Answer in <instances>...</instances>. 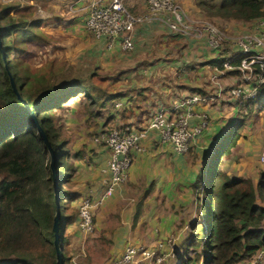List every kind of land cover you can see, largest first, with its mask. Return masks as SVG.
Returning <instances> with one entry per match:
<instances>
[{"label": "crops", "instance_id": "crops-1", "mask_svg": "<svg viewBox=\"0 0 264 264\" xmlns=\"http://www.w3.org/2000/svg\"><path fill=\"white\" fill-rule=\"evenodd\" d=\"M125 1L128 10L133 14L142 13L146 9L145 0ZM177 1L185 12L189 10L193 13V15L187 13L189 19L205 18L193 5V0ZM43 3L49 5H43L48 7V11L40 12V17L46 19L43 22L45 31L46 29L55 31L53 27L80 25L88 1L43 0ZM254 21L255 19L247 22L229 20L226 21L224 30L228 38H233L252 30ZM132 33L133 42H136L133 44V50H137L133 55L136 59L139 56L138 65L134 69H127L126 74L131 72V75H127L128 78H124L122 84V78L120 80L123 89L118 88V91L124 94L117 99L119 105L117 106L115 102L114 108L108 107L105 111L103 108L94 109L96 114L91 117L94 122L98 121L96 118L100 114L105 115L103 119L109 116V119H119L120 122H126L135 129H143L151 111L159 105L165 107L190 94L194 91L192 88L208 90L216 85L221 88L237 81L235 70L219 69L215 63H207V60L228 54L229 46L217 54L204 44L202 39L170 34L167 28L157 22L135 24ZM89 36L100 45L96 50L100 49L102 54L123 51L118 41L108 46L103 39H96L90 34ZM140 37H146V40L141 42ZM167 42L170 44L166 47ZM146 70L148 74L145 73ZM163 74L172 76V82L160 83ZM136 75H140V78H136ZM129 80H132V84L126 88ZM134 99L136 102L133 101ZM75 101L79 106H73ZM68 103L72 104L69 106ZM82 104L83 101L77 96L64 102V110L60 112L63 123L66 124L74 119L83 126L87 115L83 108L78 112ZM192 111L197 114L204 112L207 124L192 138L188 153L175 152L168 143L160 140L157 130L148 129L140 139L138 149L132 151L125 182L115 187L113 192L99 203L93 204V231L90 234H83L77 229L76 208L83 196L91 201H96L100 196L108 159L107 148L92 139L88 140L84 130L76 131V139L69 148L64 138L69 150L66 163L70 176L61 187L67 193V198L73 194L63 210V215L69 217L64 225V234L70 260L76 253L79 257L78 264H108L111 258L119 255L124 247L132 245L131 243L134 246L143 245L149 248L156 235L166 232V235H161L159 238H172L168 235V229L163 221L164 213L175 215L174 205L179 198L178 194L182 190L186 192V188H189L194 191L195 198L199 197L200 203L195 204L196 216L202 199L199 194L200 189L194 185L199 172L210 165L216 171L229 175L248 177L252 172L257 173V164L251 165L255 156L259 158L261 151L264 150V103L254 104L247 115L239 117L234 103L226 96H221L212 103L195 104ZM78 115H81L83 120L79 121ZM196 122L197 117L192 115L189 126H193ZM234 133H236L234 145L224 152L227 142ZM78 150L83 154L74 155ZM259 164L262 165L260 162ZM251 181L255 182L252 177ZM130 192L133 195H128ZM256 202L260 204L258 200ZM169 209L174 212H170ZM115 215L117 218L111 221ZM105 216L106 220H103ZM104 221L106 225L102 224ZM105 232L114 233L115 245H111L110 240L111 249L105 248L106 255L99 253L100 260L95 262L96 250L98 249L99 252L101 247L97 245L99 242L94 236L98 233V240L104 242ZM183 237L177 244H173V249L181 247ZM87 245L89 249L84 248ZM162 249L167 250L168 247ZM237 264H244V260Z\"/></svg>", "mask_w": 264, "mask_h": 264}, {"label": "trees", "instance_id": "trees-1", "mask_svg": "<svg viewBox=\"0 0 264 264\" xmlns=\"http://www.w3.org/2000/svg\"><path fill=\"white\" fill-rule=\"evenodd\" d=\"M1 4L0 45L4 60L0 54V264H55L51 231L54 203L48 154L22 99L27 102L54 152L59 186V247L62 262L78 264V256L74 261L72 258L70 260L64 234V225L69 217L63 215V210L73 197L71 194L67 198V193L61 187L70 176L66 163L69 150L66 141L59 136L55 128L53 116H60L63 103L78 95L86 100L83 109L86 115L88 112L90 116L96 114L93 104L103 109L115 107V102L124 93L105 85L101 88L92 82L90 79L95 74L92 71L88 72L89 77L86 78H83L81 73H76L70 78L64 76L55 81H51V77L43 78L42 83H37L34 92L31 91L26 76L18 66V60L15 56L10 58V52H21L19 45L23 44V39H26L29 33L37 35L34 29L43 32L41 18L30 15V22L28 19L18 23L8 16L18 4L10 1ZM193 5L203 16L205 14L208 18H218L225 22H247L264 17V0H193ZM23 6L27 9L29 7L26 4ZM11 33L16 36L9 40L7 37ZM169 33L189 37L172 31ZM32 37L34 36L29 39ZM133 40L131 33L132 47ZM225 59L221 55L217 59L207 60V63H215L220 69ZM50 75L55 76L52 73ZM9 76L15 84L17 94L9 85ZM107 77L103 76L102 81L106 83ZM107 82L117 81L110 79ZM235 85L236 82L221 87L218 91L219 97L216 96V86L208 90L194 87V91L190 93H197L209 102H215V99L219 100L221 96L229 98V90ZM248 101L252 102L243 101L239 104L247 109L243 116L251 111L254 102L264 103V88L261 87L257 96ZM119 128L120 126H117L115 129ZM235 139L236 133L227 142L224 152L234 145ZM80 154H83L81 150L74 153ZM204 173L206 174L203 175ZM195 186L200 189L202 199L194 220L197 224L191 226L183 237L179 251L174 253L177 260L175 264H193V261H200V264H237L247 260L256 249L264 246L263 169L258 170L254 184L248 177L216 171L210 165L199 172ZM189 253L194 256L190 257ZM259 264H264V261Z\"/></svg>", "mask_w": 264, "mask_h": 264}, {"label": "built area", "instance_id": "built-area-1", "mask_svg": "<svg viewBox=\"0 0 264 264\" xmlns=\"http://www.w3.org/2000/svg\"><path fill=\"white\" fill-rule=\"evenodd\" d=\"M83 28L94 38L103 39L108 46L118 41L122 50L132 48L131 34L135 24L157 21L169 31L202 39L210 49L220 52L229 46V52L223 55V69L235 70L236 85L229 90L235 103L257 96L264 88V17L255 19L253 29L248 33L228 38L218 26L204 19L192 23L181 18L180 10L172 0H145L146 9L133 14L126 9L123 0H87ZM186 19L187 21H184ZM216 89V96L219 97ZM216 100V99H215ZM211 103L197 93H190L172 102L168 106L157 107L151 111L143 129L128 125L119 129H100L93 141L107 148L108 159L103 190L96 201L83 196L76 208V227L83 234L93 231L92 206L109 196L115 187L126 180V170L131 163L132 151L137 150L140 139L148 129L157 130L162 142L168 143L177 153H186L192 138L207 124L204 112L194 113L195 104ZM119 105L118 103L116 104ZM192 115L197 122L189 126ZM259 162L264 163V150L259 155ZM152 248L127 245L122 252L111 258L108 264H129L138 255L140 260L150 259ZM78 256V254H77ZM72 255V261L77 257ZM164 259V258H163ZM264 261V246L256 249L244 260V264H259Z\"/></svg>", "mask_w": 264, "mask_h": 264}, {"label": "rangeland", "instance_id": "rangeland-1", "mask_svg": "<svg viewBox=\"0 0 264 264\" xmlns=\"http://www.w3.org/2000/svg\"><path fill=\"white\" fill-rule=\"evenodd\" d=\"M10 2L17 3V7H15L12 11H10V17L16 22H20L21 20L27 21L29 19V22L32 20L30 18V15H33L35 17L40 16V12L48 11L47 6L44 4L43 0H32V1H26V0H7ZM5 0H0V5H2V2H7ZM174 4H176L180 10L179 15L181 18H186L188 20V14L193 15L191 11L185 12L181 4L177 0H172ZM193 2V1H192ZM29 5L28 9L25 8L23 5ZM52 4V3H51ZM123 4L125 5L126 9L127 7V1L123 0ZM23 6V7H21ZM49 6V5H48ZM41 9V10H40ZM31 10V12H30ZM132 13V12H131ZM204 21H207L211 24H214L216 26H219L224 30L226 22L223 20H220L218 18H208L205 14ZM184 19V21H187ZM43 17L41 18V27L43 32L40 29H34L36 31L37 35L29 33L26 39H23V44L19 45L21 48V52L18 50L15 52H10V58L13 56L16 57L18 60V66L22 72L26 76V80L28 82L29 88L31 91L34 92V90L37 88V83H42L43 78H50L51 81L59 80L62 77H74L76 73H81L83 78L89 77L88 72L92 71L94 72V76L90 79L92 82L97 84L98 86H104L105 87H112L115 88V91L118 90V88H122L120 86V80L121 84L124 78H128L127 75H131V72L127 73V69H134L135 66L138 65L139 56H137V59L133 54L137 53V50H133L134 47H132L131 50H125L122 52H113L114 54L110 53H101V50L99 48L100 45L97 44V42L90 38L89 34L86 32V30L83 28L82 23L76 24L74 26H62V27H53V30L50 31L46 29L43 25ZM202 20V18H194L192 20V23H197V21ZM51 26V25H48ZM46 26V28H49ZM34 26L32 25V28ZM131 34V32H130ZM14 36H16L14 33H11L7 39L11 40ZM31 36V39H29ZM134 37V36H133ZM182 37V36H181ZM191 37V36H189ZM17 38H19L17 36ZM136 37V41H137ZM141 42H144L146 40V37H140ZM133 44H136L134 41ZM170 43H166V45H169ZM134 46V45H133ZM167 47V46H166ZM161 58V57H160ZM155 61V60H154ZM78 71V72H77ZM54 74L55 76H51L50 74ZM146 74H148V71H145ZM108 76L107 81L110 79H116L117 82H103L102 77ZM135 76V75H133ZM136 78H140V75H136ZM173 78L172 76H167L166 74L161 75L159 82L160 83H166V82H172ZM144 82V79H143ZM132 84V80H129L127 82L126 88H128ZM104 87V88H105ZM102 88V87H101ZM123 89V88H122ZM212 89V88H211ZM77 98L79 100L83 101L82 106L79 107L78 112L81 111V109L86 104L85 99H81V96L78 95ZM136 102V99L133 100ZM117 102V101H116ZM69 106L72 103H68ZM77 102L73 104V106H77ZM169 105V104H168ZM166 105V106H168ZM79 106V105H78ZM98 107L97 104H93V110ZM100 108V107H98ZM114 108V107H112ZM239 114V117L242 115L243 107H236ZM64 110V107L63 109ZM107 109H104L105 111ZM94 115V114H93ZM93 115L88 116L87 112V119L83 122V126H80L79 123L76 120H69L66 124L63 123V120H61L63 117L59 115H54L53 119L55 122V128L58 130L59 136H62L61 138H65L67 140V146L68 148L71 146L73 141L76 139V131L77 130H84L85 137L89 140L92 139L96 135V131L99 129H112L116 128L117 126L125 127L130 124L126 122H120L119 119H109L105 118V115L98 114L97 116V122H94L91 120V117H94ZM78 120L81 119V115H78ZM101 122V123H98ZM85 123V124H84ZM127 124V125H126ZM64 139V140H65ZM261 148V146H260ZM260 152V151H259ZM188 153V152H187ZM258 166L259 169L264 170V163L262 165L259 164V159L256 158L253 160V165ZM69 170V169H67ZM253 174V175H252ZM250 175L253 179L254 184L256 183L258 176V171L252 172ZM248 176L250 179L251 177ZM133 195L132 192H130L128 195ZM179 195V198L175 202V212L172 209H169L170 212H174L175 215H171L168 212L164 213L163 221L166 224V228L168 229V235H170L172 238L167 237L165 239L159 238L161 235H166L165 233H161V235H156L152 243L150 244L149 248H152L153 255L150 259L146 260H140V258L135 256L134 260L130 263L132 264H175L177 263V260L174 258V253L179 251V248L173 249V244H177L179 240L183 237V233L185 231H188L191 229V226H195L197 223L195 220V204L200 203L199 197L195 198L194 191L192 189L186 188V192L184 190L181 191ZM65 215H67L65 213ZM108 216V215H107ZM104 217V216H103ZM117 218V215H115L113 219ZM103 220H106L103 218ZM92 221H93V212H92ZM103 225H106L107 223L104 221L102 223ZM98 233H95L94 238L99 242V245L101 249L96 250L97 255L95 257V262H98L100 260L99 253H103V255H106L105 248H110V240L112 242L111 245H115V238L114 233L112 232H105V238L103 239L104 242H101L98 240L97 237ZM183 234V235H182ZM83 235V234H81ZM84 236V235H83ZM87 236V235H85ZM100 236H103L100 234ZM104 238V237H102ZM88 242H91L90 240H87ZM133 245V243H131ZM144 247L143 245L141 248ZM167 250H163L162 248H167ZM85 249H89V246H85ZM147 248V247H146ZM74 256H77V254H73ZM190 257H193V253H189ZM91 258V256H90ZM164 258V259H163ZM105 261V260H104ZM129 263V264H130ZM193 264H200V261L198 263H195L193 261Z\"/></svg>", "mask_w": 264, "mask_h": 264}, {"label": "water", "instance_id": "water-1", "mask_svg": "<svg viewBox=\"0 0 264 264\" xmlns=\"http://www.w3.org/2000/svg\"><path fill=\"white\" fill-rule=\"evenodd\" d=\"M0 54H1L2 60H4V53H3V50L1 49V45H0ZM7 74L10 75L8 71H7ZM8 78H9V85L11 89L16 93L15 84L12 78L10 76ZM22 103L27 108V110L30 112L31 118L36 127L37 134L39 135L43 145L46 148L47 154H48V164H49V168L51 172V184L53 188V203H54V212L52 216V225H51V231L53 235L52 245H53L54 252H55V264H63L62 257H61V250L59 247V235L61 232V227L59 226V221H58V218H59V186H58V181H57L56 169L54 166V152L49 143V140L47 139L43 130L40 128L33 114L31 113V109L28 107L27 102L24 99H22Z\"/></svg>", "mask_w": 264, "mask_h": 264}, {"label": "clouds", "instance_id": "clouds-1", "mask_svg": "<svg viewBox=\"0 0 264 264\" xmlns=\"http://www.w3.org/2000/svg\"><path fill=\"white\" fill-rule=\"evenodd\" d=\"M219 86L218 85H216V89L218 88ZM220 88V87H219ZM221 89V88H220ZM257 94H258V92H257ZM256 97V96H255ZM254 97V98H255ZM254 98H248V99H245V100H243V101H245V102H252V101H248V100H251V99H254ZM229 99L234 103V105L236 106V107H240L239 106V104H241L243 101H239V102H237V103H235L234 101H233V98L232 97H229ZM212 103V102H211ZM254 104H258V105H260V104H263V102L262 103H260V102H254L253 104H252V106L254 105ZM251 106V105H250ZM241 107H243V106H241ZM245 112H247V109L245 108V107H243V111H242V115H241V117H243V113H245ZM189 149V148H188ZM188 151V150H187Z\"/></svg>", "mask_w": 264, "mask_h": 264}]
</instances>
